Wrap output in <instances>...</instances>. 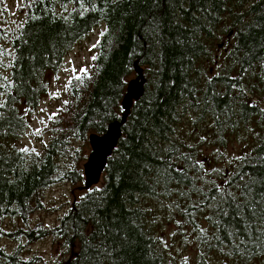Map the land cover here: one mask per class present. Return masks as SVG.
I'll return each instance as SVG.
<instances>
[{
	"label": "trees",
	"instance_id": "obj_1",
	"mask_svg": "<svg viewBox=\"0 0 264 264\" xmlns=\"http://www.w3.org/2000/svg\"><path fill=\"white\" fill-rule=\"evenodd\" d=\"M22 8L20 26L0 24V237L18 243L12 251L0 247V264H33L22 256L21 241L48 237L70 249L68 264H179L160 247L144 197L172 202L191 221L205 213L208 249L230 263L263 259L264 108L258 99L264 95V0H23ZM99 27L91 70L70 78L67 104L43 128L49 141L42 151L21 152L11 141L24 133L28 112L46 94L48 73ZM220 32L233 33L235 44L220 73L201 77L197 65ZM136 64L144 69L145 91L102 181L58 224L31 226L45 190L84 181L89 135L121 119ZM199 101L219 146L232 134L255 130L230 163V175L219 170L221 184L212 178L203 186L197 144L172 138L182 109ZM7 219L25 227L7 230Z\"/></svg>",
	"mask_w": 264,
	"mask_h": 264
},
{
	"label": "rangeland",
	"instance_id": "obj_2",
	"mask_svg": "<svg viewBox=\"0 0 264 264\" xmlns=\"http://www.w3.org/2000/svg\"><path fill=\"white\" fill-rule=\"evenodd\" d=\"M2 1L4 11L0 15V24L7 28L20 26L24 20L23 0ZM246 7L248 5L245 3L240 11H244L243 9ZM100 31L101 27L95 28L87 38L75 44L65 56L61 67L57 71L48 73L47 92L41 98L39 104L28 112V125L19 138L11 141L14 146L29 147L37 151L43 150L44 143L49 141V135L43 132V128L55 116L53 113H57V110L63 107L64 101H68L69 97L65 85L68 84L73 75L79 73L75 72L70 75V72L65 71V69L87 67V71L91 70V57L95 54L93 45L96 44ZM234 44L235 37H233V33L220 32L211 42L208 57L203 63L197 65V68L201 70V73L198 71L200 76H214L220 73L225 65L224 59ZM69 61H73L74 64H69ZM54 93H58L59 99H50V95ZM258 101L264 108V95L259 97ZM37 128L42 130L41 135L33 134ZM254 131V128H252L251 134L245 132L232 134L224 141L226 143L224 146H219L212 128V118L207 111L203 110V104L199 101L196 106L187 104L182 109L181 120L172 134V138L185 143L197 144L196 146L201 153L199 161L203 165L200 168L201 184L208 186L207 180L212 178L215 180L219 178L218 182L221 184L220 169H225V177L230 175L232 169L230 163H234L236 158L247 149L249 143L253 140L252 134ZM202 137L203 139H201ZM90 152L91 148L87 143L86 157L82 165L87 160ZM83 185L84 181L79 184L62 183L45 190L43 208L34 211L28 222L31 226L36 225V223H42L47 227L58 224L60 217L72 207L73 203L85 195L87 190L83 188ZM142 204L148 207L147 211L150 212L151 218L154 217L155 223H152L154 234L160 247L171 261L179 264H232L229 261L230 259L223 254L208 249L207 239L210 237L205 213H196L193 221H191L183 215L182 211L177 210L176 207L174 209L173 203L168 200L162 201L144 197ZM2 224L7 230L25 227V224L18 219H7ZM16 246H18L16 241L5 236L0 237V247L12 251ZM21 246L22 256L26 260L35 259L33 264H68L69 259L72 257V252L62 241L50 237L32 243L24 240L21 241ZM208 251H211L212 254H209ZM247 264H264V258L254 259Z\"/></svg>",
	"mask_w": 264,
	"mask_h": 264
},
{
	"label": "water",
	"instance_id": "obj_3",
	"mask_svg": "<svg viewBox=\"0 0 264 264\" xmlns=\"http://www.w3.org/2000/svg\"><path fill=\"white\" fill-rule=\"evenodd\" d=\"M136 66V75L131 78L122 99L123 114L121 119L109 123L105 133H91L89 145L91 152L83 163L84 185L86 190L100 183L107 165L108 158L112 155L119 139L123 135V127L134 104L141 99L145 91L146 77L144 69Z\"/></svg>",
	"mask_w": 264,
	"mask_h": 264
},
{
	"label": "snow or ice",
	"instance_id": "obj_4",
	"mask_svg": "<svg viewBox=\"0 0 264 264\" xmlns=\"http://www.w3.org/2000/svg\"><path fill=\"white\" fill-rule=\"evenodd\" d=\"M101 34H103V33H101ZM94 47H95V45H93V48ZM0 55H2V53H0ZM91 59L92 60H95L96 57L95 56H92ZM69 64H74V62L73 61H69ZM65 71H69L70 72V75H71V73H75V72H79V73H83V74L87 75V67H81V68H78V69L75 68V67H72L71 69H67L66 68ZM73 78L76 79V80L82 79V77L80 75H76ZM90 78L91 77H89V79ZM57 79H59V77H57ZM70 83H71V81H69V84ZM65 87H68V85H65ZM50 99H59L58 93L51 94L50 95ZM64 103L67 104V100H65ZM3 107H4V105L3 104H0V108H3ZM41 111H43V109H41ZM57 111H59V110H57ZM262 111H264V109H262ZM53 115H56V113L54 112ZM49 118L51 119V117H49ZM41 123H43V121H41ZM33 134L34 135H41L42 134V130L39 129V128H37ZM201 139H203V137ZM20 151L21 152H27L28 149L27 148H21ZM36 154L39 155L38 153H36ZM229 195H231V193H229ZM239 207L240 206L237 205V208H239ZM225 215H227V213H225ZM262 219H264V215H262ZM201 231H203V230H201Z\"/></svg>",
	"mask_w": 264,
	"mask_h": 264
},
{
	"label": "bare ground",
	"instance_id": "obj_5",
	"mask_svg": "<svg viewBox=\"0 0 264 264\" xmlns=\"http://www.w3.org/2000/svg\"><path fill=\"white\" fill-rule=\"evenodd\" d=\"M261 100V99H260ZM213 141V140H212ZM200 143V142H199ZM207 169V168H206ZM204 171V170H203Z\"/></svg>",
	"mask_w": 264,
	"mask_h": 264
}]
</instances>
